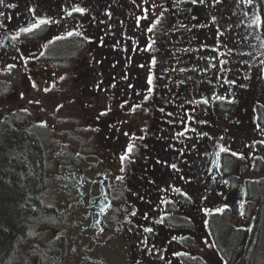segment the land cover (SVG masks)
I'll use <instances>...</instances> for the list:
<instances>
[{
	"label": "flooded vegetation",
	"instance_id": "obj_1",
	"mask_svg": "<svg viewBox=\"0 0 264 264\" xmlns=\"http://www.w3.org/2000/svg\"><path fill=\"white\" fill-rule=\"evenodd\" d=\"M10 2L17 7L0 8L11 17L5 21L7 29L0 28L3 45L0 47V149L5 146L16 150L25 140H36L42 151L45 189L43 206L30 218L24 234L0 264H135L136 260L141 264H223L221 256L231 260L238 248L237 224L247 218L246 228L252 225L248 216L253 207L252 184L258 175L257 141L262 134L256 125L264 118V78L257 74L264 61V27H249L253 14L262 16L258 0L257 8L251 10L238 0H226L217 6L218 11L213 9L222 30L231 29L222 38L226 46L214 38L213 30L194 29L193 38V32L182 27L195 23L188 18L187 9L191 5L187 3L181 4L184 11H179L172 0H156L170 11L148 33L153 12L158 14L161 9L150 10L139 27L136 17L143 15L142 8H151L153 0L147 3L144 0ZM29 7H35L38 16L60 20V24L41 26L31 34L20 33L19 40H12V35L30 21ZM74 7L86 8V15L73 13L72 18H67L66 12ZM107 11L112 13L110 19L105 15ZM243 12L248 15L244 16ZM195 14L203 22L207 11L197 9ZM101 20L104 23H99ZM68 31L82 32L93 43L75 35L67 37ZM61 35L66 38L49 43ZM100 37L104 47L98 46ZM152 40L156 42L155 51H133ZM202 45H207V49H202ZM213 47L218 52L211 51ZM17 48L25 56L34 55L38 59H30L25 67L18 58ZM153 55L158 61L153 71L163 87L158 86L153 98L145 103L142 95H137L147 91L145 70L137 65L146 63ZM93 58L102 63H94ZM217 59L227 60V65L222 67L231 71L211 67ZM113 63L117 64L116 68L111 66ZM8 64L15 67L9 69ZM123 73L128 74V80L121 79ZM228 79L236 80L237 86L230 88L223 83ZM101 80L103 84L97 90L95 85ZM33 81L39 91L32 88ZM113 83L115 88L110 87ZM241 83L247 87L239 88ZM129 84L133 87L129 88ZM44 88L51 90L44 92ZM225 89L240 97L238 105L218 102L212 95L227 96ZM189 97L194 100L212 97L209 106L200 105L196 111L209 121L205 130L216 142L213 147V141H200V152L189 153L185 171L196 177V181L191 186L183 181L177 183L193 195L202 193L209 197L195 206L184 202L178 194L157 193L154 185L147 184V179H167L166 169L157 165L154 174L145 171L146 157L171 158L165 151L168 141L156 137H171L183 129L181 120L185 111L191 113L193 108L186 103ZM30 99L41 103L29 104ZM121 104L125 106L121 108ZM135 105L142 107L133 112ZM109 106V114L97 119L99 112ZM161 107L165 113L159 111ZM167 112L174 115L169 117ZM145 127L149 130L145 141L131 139L133 135H143L140 130ZM124 132L129 136L123 135ZM221 135L224 141L219 140ZM128 143L137 146L147 143L149 148L147 152L140 148L134 153L132 158L136 163L125 161V171L121 172L119 157ZM221 143L245 158L220 153L221 167L216 171V153ZM151 162L149 159L148 163ZM210 172L215 174V181ZM133 193L143 195L152 204ZM158 196L173 203L162 204ZM224 205L226 210L217 213L216 209ZM205 206L209 210L207 216L197 211ZM130 208L137 211L136 217L129 214ZM145 213L147 220L142 218ZM157 213L167 215L166 223L170 226L155 225ZM143 227H153L154 233H144ZM129 228L132 230L128 231ZM225 232L230 235L229 242ZM173 236L177 239L172 240ZM143 238L148 239L149 245L155 244L153 255L139 251ZM206 240L215 247L210 248Z\"/></svg>",
	"mask_w": 264,
	"mask_h": 264
},
{
	"label": "snow or ice",
	"instance_id": "obj_2",
	"mask_svg": "<svg viewBox=\"0 0 264 264\" xmlns=\"http://www.w3.org/2000/svg\"><path fill=\"white\" fill-rule=\"evenodd\" d=\"M145 3H147V0H144ZM239 3L244 4L248 9H254L257 8V0H238ZM262 3H264V0H261ZM133 3H136V0H133ZM187 3L189 5H191V7H189L187 9V14H188V18L190 19V21H195V23H191L190 25H182V27L186 28L189 32H193V38H195V32L193 31L194 29H209V30H213V36L215 39H219V42L221 45L226 46V42L222 39L223 37H225L227 35L228 32L231 31V29H224L222 30L221 25L219 24L218 18L215 14V12L213 11V9H217V6L219 5H223L226 3V0H172V4L177 8V10L179 11H184V9L180 8L181 4ZM17 5L13 4L10 2V0H0V8H16ZM154 8H160L161 11L156 14L155 12H153V16L154 19L151 22V24L147 27L146 31L148 33H152L154 31V29L157 28L158 25L161 24L162 20L165 18L164 14L170 11L169 7H165L164 3H157L156 0H153V3L151 5V8H142L141 11L143 13L142 16H137L136 17V26L139 27L140 26V21L141 19H147L148 18V13L150 10L154 9ZM197 9H204L207 11V16L204 18L203 22H201V18L195 14ZM86 8L84 7H74L71 10L66 12V17L67 18H72L73 17V13H79L81 16L86 15ZM243 11V10H241ZM28 12L31 14V19L30 21H27L24 27L19 28L18 32L16 35H12L11 39L12 40H19V36L20 33H24V34H31L34 31H36L37 29H40L41 26H45V25H59L60 24V20H56V19H52V18H48V17H40L37 15V9L35 7H29L28 8ZM105 15L107 17H109V19L112 16V13L110 11L105 12ZM244 16L248 15V12H243ZM0 18H3V20H0V28H4L7 29L8 25L7 23H5V21H10L11 17H9L7 15L6 12L4 11H0ZM92 19H95V17H93ZM99 23H104V21H99ZM255 26L257 28H261L264 27V18H262L261 15H256L253 14L251 23L249 24V27ZM77 36L80 37L82 40L88 42V43H93L92 39L90 37H88L87 35H85L82 32L79 31H68L66 33L67 37H71V36ZM66 36H56L55 40L53 41H49V43H54L56 40H63L66 38ZM98 46L99 47H104V40L103 37H100L99 40L97 41ZM155 40H152L150 43H146V46H144L142 49L140 48H136L133 49V51H144V52H152L155 51L156 49L153 48V45L155 44ZM3 45L0 44V47H2ZM13 47H15V45H13ZM46 47V45H45ZM202 49H207V45H202ZM117 50V45L114 44L113 45V51ZM218 48L213 47L211 49V51L213 52H218ZM18 55V58L22 61H24L25 67L27 66V63L30 59H38V57L36 56H25L24 53L17 48L16 49ZM125 51H127V49H125ZM185 51H188L187 49ZM40 55H43V52L40 53ZM94 63L96 64H100L102 63V61L97 60L95 58H93ZM130 58L128 60V63H130ZM158 61L156 56H151L149 58V60L146 63H140L137 65L138 68L140 69H144L145 70V82L147 85V91L146 94H141V93H137V95H142V99L145 103H147L149 100H151L153 98V96L155 95V89L159 86V87H163V85L158 84V77L156 75V73L153 71V69H155L156 65H157ZM228 63L227 60H219L217 59V63L211 65V67L217 68L218 71H231V69H228L226 67H222V66H226ZM261 67L258 70V75L261 76V78H264V61H261ZM113 68L117 67L116 63H113L111 65ZM7 67L9 69L14 68L15 65L14 64H8ZM183 71V69L181 70ZM61 79H64V77H61ZM122 80H128V74L127 73H123L121 76ZM188 79H192L191 77H188ZM221 79H223L221 77ZM246 79H248V77H246ZM181 83H184V81H181ZM209 83H211V81H209ZM223 83L228 84L231 87H236L237 86V81L234 79H228V80H223ZM101 84H103V81L101 80L99 83H97L95 85V88L97 90H100ZM32 88L37 89L38 91L40 90L37 86V84L33 81L32 82ZM111 88H115L116 84H111L110 85ZM129 88H132L133 85L129 84L128 85ZM239 88L244 89L247 87V85L241 83L238 85ZM50 88H44L43 91L44 92H48L50 91ZM225 92L228 93L227 96H225L224 94H216L213 93L212 95L214 96V98L218 101V102H222L224 104L227 105H238L240 103V97L237 96L235 94V92L230 91V89H225ZM24 94L21 93L20 97L21 99H23ZM212 97H208V98H199V99H193L191 97H189L186 101L187 104L189 105H193L192 111L191 113L185 111L184 117L181 120V123L183 124V129L180 131H177L174 133V135H172L171 137H163V136H158L156 137L157 140H167L168 142L165 145V151L169 154V157L171 158H166L163 156H158L155 158H151L146 157L145 159V163L147 165L145 171H149L151 170L152 173L154 174L156 171V166H160L161 169H166V175H167V179L162 180V181H158L154 178L152 179H147V184L149 185H154L156 187V191L157 193H166V192H171V193H175L178 194L180 197L183 198V201L195 206L197 204L198 201H207L208 200V196L207 195H203L202 193L199 196L193 195V193L191 191H189L187 188L182 189L181 187L177 186V183L180 181H183L184 184L191 186L194 181H196V177L194 176H189L188 172L185 171V169L188 167L189 165V153H199L200 149L198 147V144L200 141H203L205 139L209 140V141H213V147L216 146V142L215 139L213 137V135H210L209 131L205 130V128L208 126L209 121L206 119H202L201 118V113H197L196 109L199 108L200 105H204V106H209L210 105V100ZM29 104H36V105H40L41 101L40 100H29L28 101ZM125 105L121 104L120 107L123 108ZM62 107V105L60 106ZM142 107V105H135L132 108V111L134 112L137 108ZM24 112H28L27 108L22 109ZM42 110V109H41ZM111 111V107H107V109L105 111H100L98 114L97 119H99V117H104L107 116L109 114V112ZM145 111H147V109H145ZM159 111L161 113H165V109L163 107H161L159 109ZM167 116L172 117L174 115V113L172 112H167L166 113ZM171 122V121H170ZM41 126H45V125H41ZM114 127V126H113ZM256 129L257 131H260L262 134H264V128H261L259 124L256 125ZM99 129H96V131H98ZM118 130V129H117ZM142 133H144L143 135H133L131 137L132 140H138V141H145L149 135V130L145 127L143 129L140 130ZM191 134V135H189ZM123 135L125 136H129L128 132H124ZM178 138H183V139H178ZM175 140L176 143H172L171 141ZM219 140L220 141H224L225 137L223 135L219 136ZM187 142V143H185ZM257 143L264 145V140H260L257 141ZM177 144H179L180 146L177 147ZM143 148L145 150V152H147L149 145L147 143H141L139 146H137L135 143H128L126 151L123 155H121L119 157L120 162H121V168L120 171L124 172L125 171V167H124V162L128 161L129 163H136L135 159L132 158L134 153L139 152V149ZM220 153H226L231 155L232 157H238L239 159L243 160L245 157L243 154L238 153L236 151L231 150V148L229 146H227L224 143H221L218 149V152L216 153V171H220V163H219V154ZM207 154V150H205V153ZM151 159L152 162L148 163V160ZM211 175V179L213 181H215L216 176L213 173H209ZM117 179L119 180H123V177H117ZM224 183L226 184L227 181H224ZM161 184H163V187H161ZM205 191H208V189H205ZM134 195H137L139 197L140 200L145 201L148 204H152L151 200H145V197L143 195H140L139 193H133ZM158 199L160 200V203L162 204H172L173 201L169 200V199H165L163 196H158ZM241 207H243V205H241ZM227 208V205H224L223 207L217 208L216 212L217 213H223ZM197 211H203L204 215L207 216L209 215V210L207 208V206H205L203 209L201 208H197ZM129 214L132 217H136L137 216V211L135 210H131V208L129 209ZM241 215H243V213H241ZM158 218L155 219L153 221V223L155 225H161V226H170L167 225L166 221L168 219L167 215H159V213H157ZM142 218L147 220L149 219L148 215L142 214ZM129 223H131V221H129ZM132 229L129 228L128 231H131ZM143 232L144 233H148V234H152L154 233V228L153 227H143ZM177 238L175 236L172 237V240H176ZM141 244L143 245L142 248L139 249V251H141L142 253H145L147 255H153L154 251H155V244L149 245V241L147 238H143L141 239ZM205 244H208L209 247H215L214 244H211L209 241H205ZM177 255H184V253H177ZM160 259H163V257L161 256ZM221 261L223 262V264H228V261L226 259H224L223 256L220 257ZM135 264H141L140 260H136Z\"/></svg>",
	"mask_w": 264,
	"mask_h": 264
},
{
	"label": "trees",
	"instance_id": "obj_3",
	"mask_svg": "<svg viewBox=\"0 0 264 264\" xmlns=\"http://www.w3.org/2000/svg\"><path fill=\"white\" fill-rule=\"evenodd\" d=\"M258 2L264 18V3ZM260 127L264 128V118ZM3 147L0 149V261L12 251L30 218L43 206L45 189L42 151L38 142L30 138L16 150ZM255 171L262 177L252 184L251 189L252 200L255 198L258 203L256 223L247 243L253 249L257 233H260L257 224L264 216V145L261 144H258Z\"/></svg>",
	"mask_w": 264,
	"mask_h": 264
},
{
	"label": "rangeland",
	"instance_id": "obj_4",
	"mask_svg": "<svg viewBox=\"0 0 264 264\" xmlns=\"http://www.w3.org/2000/svg\"><path fill=\"white\" fill-rule=\"evenodd\" d=\"M260 140H264V134H261L259 141ZM261 177L262 175L258 174L257 180H259ZM257 208H258V203H256V199L254 198L252 211L249 213V216H248L250 218V221H252V225L248 227V229L246 228L248 224L247 218L241 220L237 224V228L240 229L238 232L239 237L237 238V243H236L238 248L234 254L235 256L231 259V264H264V216H263V219L259 220L260 223L257 224L259 227L260 233H257L256 240L254 241L255 243L253 246L256 245V247L253 249V247H250L252 245L247 244L248 236L252 232L255 226V223H256ZM225 233H226L225 239L228 241L230 235L228 234V232H225ZM230 239H233V238H230ZM201 248L202 247H200V249Z\"/></svg>",
	"mask_w": 264,
	"mask_h": 264
}]
</instances>
